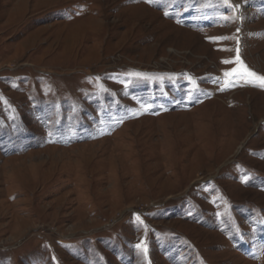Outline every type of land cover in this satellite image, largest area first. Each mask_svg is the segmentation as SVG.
<instances>
[{
  "label": "rangeland",
  "instance_id": "1",
  "mask_svg": "<svg viewBox=\"0 0 264 264\" xmlns=\"http://www.w3.org/2000/svg\"><path fill=\"white\" fill-rule=\"evenodd\" d=\"M237 56L264 0H0V264H264Z\"/></svg>",
  "mask_w": 264,
  "mask_h": 264
},
{
  "label": "snow or ice",
  "instance_id": "2",
  "mask_svg": "<svg viewBox=\"0 0 264 264\" xmlns=\"http://www.w3.org/2000/svg\"><path fill=\"white\" fill-rule=\"evenodd\" d=\"M146 2H151V0H146ZM232 62L233 61H224V63ZM234 62L239 63L240 67L232 69L231 72L224 73L226 77L232 78L235 76H239L241 78L246 79L247 81H259L260 86L264 87V76H258L255 72L249 70L246 66L242 64V62H240L239 56L236 57ZM137 247H140V245H138Z\"/></svg>",
  "mask_w": 264,
  "mask_h": 264
}]
</instances>
